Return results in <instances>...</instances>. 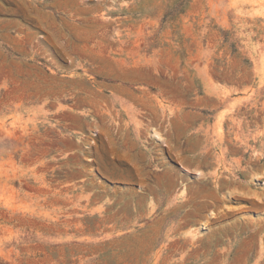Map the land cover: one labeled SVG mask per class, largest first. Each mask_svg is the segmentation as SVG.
I'll return each instance as SVG.
<instances>
[{
	"label": "rangeland",
	"instance_id": "374dc122",
	"mask_svg": "<svg viewBox=\"0 0 264 264\" xmlns=\"http://www.w3.org/2000/svg\"><path fill=\"white\" fill-rule=\"evenodd\" d=\"M0 260L264 264V0H0Z\"/></svg>",
	"mask_w": 264,
	"mask_h": 264
},
{
	"label": "trees",
	"instance_id": "16d2710c",
	"mask_svg": "<svg viewBox=\"0 0 264 264\" xmlns=\"http://www.w3.org/2000/svg\"><path fill=\"white\" fill-rule=\"evenodd\" d=\"M0 264H8V263L3 260H0Z\"/></svg>",
	"mask_w": 264,
	"mask_h": 264
}]
</instances>
